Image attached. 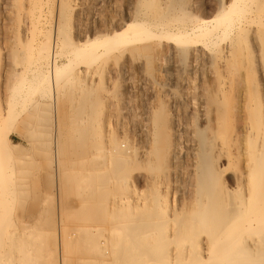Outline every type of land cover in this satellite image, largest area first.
<instances>
[{"label": "rangeland", "instance_id": "obj_1", "mask_svg": "<svg viewBox=\"0 0 264 264\" xmlns=\"http://www.w3.org/2000/svg\"><path fill=\"white\" fill-rule=\"evenodd\" d=\"M66 1L68 2H65V5H60L59 2L37 5L29 0H0V135L9 137L10 141L15 145L8 148V161L3 169L6 175L0 178L2 184H4L0 185V189L16 190L10 195L6 194V196H21L19 199L16 197L14 199L15 202L12 200L14 203L11 202L13 206L10 205V207L12 209L8 210V215L11 217L10 225L15 227L16 230H26L27 236L39 238L34 242L39 248H44L46 245L47 251L56 249V222H58L60 214L64 213V217L67 216L65 219H68L65 220L66 223H70L75 213V209L70 210L71 203H73L74 208H77V205H80L83 199L90 200L91 196H95L93 192L91 193L92 185L80 187L75 178L77 174L73 178V172H78V177L87 170L86 164L81 162L88 157L89 152L93 149L90 143L86 145L80 144L78 138L83 133H90L94 128L105 124L112 126L110 128L112 135L108 136L109 149L112 153H116L115 137L121 138L122 136L123 138L124 136V139H128L126 143H131L136 148V157L138 159H136L137 163H134V165H138L142 161L144 164H139V167L143 164L140 170L138 167L135 170L136 166H131L134 170L131 168L133 172L131 171L130 175L136 179L137 188L142 190L144 194L152 190V185L148 182V176L152 173L157 174V171H160L158 175L161 173L160 176L165 181L164 184H169L168 190L166 189V193H164L168 202L171 201L169 204L175 205L178 209V206L185 207L192 203L194 200L192 174L197 165V157L195 155V151H197V129H203L202 131L206 137L212 143L214 142L215 149L217 148L218 151L222 152L220 154V157H222L219 158L218 163H221L226 168L222 176L225 181V183L223 182V190L226 193H230L233 199L247 194L246 186L249 179H247L248 175L245 171L246 163L251 155V151L247 150L254 146V144L253 146L249 145L250 147L247 146L249 144L247 142L250 140L249 142L252 144L254 138H257V144H264V132H262L264 126L259 125L258 136H256L253 132L257 128L253 126H256L257 121L255 120V125L252 123L254 119H257V116L264 124V58H262V54L264 55V24H262L264 23V0H259L258 2L246 0L250 4L249 6H252L255 10L257 18L254 22H250L249 26L247 25L246 27V32L244 31L245 33L243 32L240 35L239 38L242 42L231 31L225 37H220L212 48L207 51L204 50V56L201 55L197 59L193 58L190 53H187L184 57L176 50L166 49L163 51L161 47L156 46L159 41L157 39L156 42L154 37L146 40V42H150L149 46L151 49L150 47L149 49L141 47L133 53L127 50L129 43L123 42L117 46V48L121 46L122 49L120 47L110 54H104V56L102 55L91 63L87 70V74L89 73L87 77L81 72L82 67H79L82 59H76L71 66V69L76 72L73 76L74 81L70 82L66 78L59 81L60 83L55 91L57 94L54 97L52 86L48 85L42 78H39L40 75L38 77V74L34 71L36 69L34 60L38 57L35 46L40 42L45 43V45L52 43L55 33V22L61 12L63 18L60 32L65 36L66 42L81 44L86 38L103 34L110 28L119 25L121 21L120 13L128 7L127 3H129V8L131 7L130 9L134 10L138 0H106V2L105 0ZM193 1L195 0H176L174 2L189 6ZM200 1L203 13L211 15L215 10L216 0ZM44 5H46L45 8ZM254 5L255 7H253ZM247 8L249 7L247 6ZM245 13L246 15L249 14L247 11ZM31 19L36 20V23ZM186 20L187 17L183 16L177 22L182 23ZM32 27H36V30ZM29 28L31 31L28 30ZM257 29L263 37L261 43L258 38L254 37V31ZM232 37L238 39V41L237 39L235 40L236 43L234 42L235 47L230 46ZM30 39L35 43L31 42ZM30 47L31 50H29ZM227 47H230L231 53L228 58H226L224 53L225 50H228ZM69 57L72 58L71 54L68 53L67 58ZM22 70L26 71L27 78L25 76V85L18 89L16 86L19 83L18 80ZM77 70L79 73H77ZM90 72L92 76H90ZM213 72L214 74H212ZM34 75H36V79ZM33 79L37 82H34ZM40 79L45 84L44 86L41 84L42 81L40 83ZM81 83L85 84L80 85ZM27 84L30 85V88ZM39 84L41 85L39 86ZM21 88L23 91H19ZM255 88V94L258 95L256 97L253 94ZM81 91L84 93L81 94ZM17 95L22 97H17ZM14 96L16 99L13 98ZM255 98L258 101H256L257 105L253 106ZM78 106L80 109H78ZM160 108L162 109L163 118L168 121V127L166 128V132H168L167 138L163 142L161 141L160 144L158 143L159 147H161L158 157L153 158L152 156L154 155L149 158L147 155H144V157L142 154L154 146L151 116L154 114V110ZM194 110L195 112H192ZM249 110L252 115H249ZM255 111H259V113ZM89 112L90 114H88ZM249 116H251L252 122L248 119ZM254 116L255 118H253ZM240 117L242 118L240 119ZM206 118L208 119L206 120ZM202 124L204 125L202 126ZM93 126L94 128H92ZM227 126H230V128L228 129ZM246 132L251 133L247 141L245 139L247 136ZM211 137L213 138L212 140ZM166 142L169 144L173 142L176 145L175 151L171 149L170 152H164L162 145ZM55 143H58L59 146H55ZM79 146L80 148L76 149ZM57 147L61 148V156L58 155L59 152L57 150L60 148L57 149ZM224 147L228 149L226 150ZM75 151L80 152L77 154ZM226 151L229 154H226ZM151 159L153 160L152 162H155L154 166L152 162H149ZM57 160L64 172L62 177L58 174L56 175L55 164ZM161 160L162 166L160 164ZM147 162L152 165L151 168L153 167V170L150 169V165ZM228 164L230 165L229 169ZM159 168L163 170L161 169V171ZM164 171L165 173H162ZM162 175L165 177H162ZM69 177L70 179L72 178L71 181ZM239 179L245 182H240ZM154 187H159V184L158 186H153V189ZM228 187H230V190ZM234 187L236 188L234 189ZM146 189L148 190L146 191ZM159 190H161L160 187ZM183 195H185V198ZM188 200L190 203L187 202ZM51 230L54 231L53 235H51ZM28 237L27 239L32 242V239Z\"/></svg>", "mask_w": 264, "mask_h": 264}, {"label": "bare ground", "instance_id": "obj_2", "mask_svg": "<svg viewBox=\"0 0 264 264\" xmlns=\"http://www.w3.org/2000/svg\"><path fill=\"white\" fill-rule=\"evenodd\" d=\"M29 1L37 5L50 4L52 2H59L60 5H65V2H68L66 0ZM174 1L176 0H138L134 10L130 9L131 7L129 8V3H127L128 7L125 6V10L120 13L121 21L119 25L115 24L117 25L116 27L110 28L103 34L96 35L88 39L86 38V40L81 44L66 42L65 36L60 32L61 20L63 18L61 12V15L58 16L55 22V33L52 38V43L50 45H45V43L40 42L37 46H35L38 57L34 60V67L36 66L34 71L38 74V77L40 75L39 78H42L43 81L52 86L51 88L53 89V95L55 97V94H57L55 91L57 90V85L60 83L59 81L65 78L70 80V82L74 81L73 76L76 72L71 69V66L76 59H82L81 65L78 66L82 67L81 72H83V74L87 77L89 75V73L87 74V70L89 69L91 63L96 61V59L100 58L102 55L104 56V54H110L113 51H116V49H119L121 46L117 48L118 44L128 42L129 44L127 50L133 53L141 47L149 49L150 42L147 41V43L146 40L150 39V37L156 38V42L158 39L159 43L156 46L161 47L163 51L166 49L176 50V52L179 51V53H181L184 57L187 53H190L193 58L197 59L199 56L205 54L204 50L207 51L212 48L220 37H225L231 31H233V34L235 33L236 37L240 40L239 37L246 30L247 25L249 26V23L254 22L257 18L255 10L252 6H249L250 4H248V1L246 0H216V7L211 15L203 13L200 0L193 1L189 6H184L181 3H175ZM254 1L258 2L259 0ZM247 6L249 8H247ZM45 7L46 5H44V8ZM253 7H255V5ZM245 11L249 14H244ZM183 16H186L187 20L182 23L177 22L178 19ZM33 21L35 22L36 20ZM35 28L36 27L33 29L36 30ZM37 29L42 30L40 28ZM28 30H30V28ZM39 33L42 34L41 32ZM254 37L258 38L261 43L263 37L258 29L254 31ZM236 39L232 37L230 46L235 47L234 42ZM31 42L34 41L31 40ZM227 48L228 50H225L224 52L226 58H228L231 54L230 47ZM33 49L35 50V48ZM120 49H122V47ZM29 50H31V47ZM68 53L71 54L72 58H67ZM263 56L264 55L262 54V58H264ZM193 58L191 59L193 60ZM79 71L77 70V73H79ZM25 72L26 71L22 70L20 73L18 80L20 84L18 83L19 87L18 84L16 86L18 89L25 85ZM212 74H214V72ZM30 75L29 77H31ZM34 76L33 77L36 79V75ZM90 76H92V73ZM220 80L222 81V79ZM35 81L36 80H34V82ZM41 81L42 80L40 79V83ZM43 81L41 84H43ZM28 84L27 86L30 88L31 82L30 85ZM41 84H39V86ZM82 84L84 85L85 83H81L80 85ZM44 85L45 84H43V86ZM14 87H12L13 90H15ZM254 90L255 92L253 94L256 93V88ZM19 91H23L22 88ZM82 91L81 94L84 93H82ZM256 96L258 95L255 94V97ZM17 97L22 96L17 95ZM13 98L16 99L15 96ZM256 99L257 98H255L253 106L257 105L256 101L258 100ZM82 105L84 106V104ZM78 109H80L79 106ZM90 109L92 108L90 107ZM208 110L210 111V109ZM77 111L79 112V110ZM90 112L88 114H90ZM192 112H195V110ZM257 112L259 113V111ZM250 114L252 115L249 110V115ZM255 116L253 118H255ZM222 117L224 116L222 115ZM241 118L242 117H240V119ZM256 118L257 119H254V121L256 120L257 123L256 121H251V116H249L248 119L254 125L256 123V126L252 125L257 128H254L256 131L254 130L253 133L258 136L257 133L259 125L261 124L264 126V124H262L259 117L256 116ZM207 119L208 118H206V120ZM12 120L14 119L12 118ZM151 123L154 146L142 154V156L147 155L149 158L154 155L152 157L155 158L156 156H159V152L161 150V147H159L160 142L166 140L168 133L166 132L168 121L163 118L161 108L154 110V114L151 116ZM203 125L204 124H202V126ZM111 127L106 124L97 128H94L93 126L92 128H94V130L90 131V133H83L78 138V142L80 144L86 145L90 143L92 144L93 149L91 151L89 150L90 152L88 157L81 162L82 164H86L85 166L87 170L81 173L78 177V172H73V178L75 177V174H77L75 178L78 186L80 187L92 185L91 193L93 192L95 196H91L90 200L83 199L80 202V205H77V208H74L73 203H71L70 210L75 209V213L73 216L71 215L72 220L69 219L71 221L70 223H66L65 220L68 219H65L67 216L64 217V213L60 214V217L57 220L58 222H56V249H50L47 251L46 245L45 248L43 244L44 248H39L34 243L39 238L30 237L29 235L28 237L26 230H16L15 227L10 225L11 217L8 215V210L11 208L10 205H12V200L14 201V199L18 196H6V194L10 195L16 190L0 189V264H264V144L262 143V140V142L260 141L262 144H257V138H254L252 144H250V140L247 142V144L249 143L247 146H253L254 144L253 150V147L250 146L249 147L251 149H246L247 151H251H249L251 155L246 163L245 171L248 175L247 179H249V182H247L248 185L246 186L247 194L233 199L230 193H226L223 190V182L225 183V181L222 176L224 171H226V168L224 165H221V163H218L219 158L222 157H220L222 152L218 151L217 148L215 149L214 142L212 143V141L206 137L205 133L202 131L203 129L198 130L195 126L197 129V151H195V155L197 157V160L196 158L195 160L197 165L195 166V171L192 174L194 181V200L192 203L188 200L187 202L190 203L188 206H178L177 209L175 205L173 206L169 204L171 201L168 202V199L164 195V193H166V189L168 190L169 184H164L165 181L161 178V173L158 175L160 171H157V174H150L149 172L150 175L148 176V182L152 185L151 191L144 194L142 190L137 188L136 179L130 175V172L132 171L131 168L136 166L134 169L136 170L138 167L140 170L142 169L140 167L144 163L142 161L141 163L143 164L140 165V167L139 164L141 163L134 165V163H137L136 159H138L136 157V148H134L131 143L127 144L126 141L128 139L126 137V139H124V136L123 138L122 136L121 138L115 137L116 153L114 154L110 151L108 136L110 137L112 135L110 129ZM229 128L230 126L228 129ZM69 129L71 130L70 126ZM112 132L114 133V131ZM262 132H264V130ZM214 134L216 133L214 132ZM246 134L247 136L245 139L247 141L249 136H251V133L249 134V132H246ZM63 135L65 137L64 133ZM212 139L213 138L211 137V140ZM235 140L237 141V139ZM58 143H55V146H57ZM168 144L169 143L166 142L162 145V150L164 152H170L171 149L175 151L176 145L173 144V142L172 144ZM221 145L223 146V144ZM9 146L14 147L15 145L10 141L9 137L0 135V178L6 175L3 169L8 161L7 155L9 152ZM58 148L60 147H57V149ZM77 148H80V146L76 147V149ZM225 149L227 150L228 148ZM60 150L61 148L57 150L59 152V156L62 155ZM79 152H77V154ZM226 152V154H229L228 151ZM241 152H243V150H241ZM57 161L55 164L56 175L58 174L62 177L64 172L61 164ZM152 161L153 160L151 159L149 162ZM152 163L154 166L155 162ZM160 164L162 166V160ZM229 164L228 169L230 167ZM156 165L159 167L158 163ZM151 166L152 165L149 167L153 170V167L151 168ZM162 168H159V170ZM162 173H165V171ZM163 176L164 175H162V177ZM71 179L69 177L70 181ZM158 184L161 190H159V187H154L153 189V186H158ZM0 185H4L1 180ZM229 188L230 187H228V189ZM235 188L236 187H234V189ZM147 190L148 189H146V191ZM183 196L185 198V195ZM51 231V235H53L54 231ZM27 237L31 238L32 242L30 239H27Z\"/></svg>", "mask_w": 264, "mask_h": 264}]
</instances>
